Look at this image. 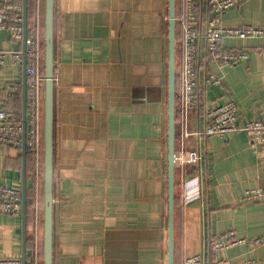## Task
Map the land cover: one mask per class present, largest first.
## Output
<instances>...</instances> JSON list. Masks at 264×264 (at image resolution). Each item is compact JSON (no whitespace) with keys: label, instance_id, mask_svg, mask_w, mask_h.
<instances>
[{"label":"crops","instance_id":"1","mask_svg":"<svg viewBox=\"0 0 264 264\" xmlns=\"http://www.w3.org/2000/svg\"><path fill=\"white\" fill-rule=\"evenodd\" d=\"M206 20L208 0H197ZM25 0H0L19 4ZM27 15L45 25V0H26ZM183 9V0L182 6ZM169 0H55L54 262L53 264H167ZM225 27H264V0H246L222 18ZM178 44L181 47L180 25ZM0 31V51H24ZM227 49H250L251 59L220 67L202 51V106L215 109L233 100L238 124L264 112V50L257 40L225 39ZM181 50H179V57ZM24 59L8 55L0 71V102L28 119ZM210 73L220 88H204ZM7 86H16L10 91ZM180 87L177 86L176 155L183 150ZM189 133L198 117L187 116ZM184 125V126H183ZM44 126L38 153L0 147V186L32 195L44 184ZM203 161L176 166L175 251L178 264L205 253L208 264H264V246H236L214 253L211 239L227 232L264 237V203L242 204L247 190L264 187L258 161L243 132L186 140ZM38 195V200H40ZM191 198L186 202L184 199ZM36 201V200H35ZM44 220V215L42 216ZM26 216L27 264H43L44 228ZM22 216L0 214V258L22 259Z\"/></svg>","mask_w":264,"mask_h":264},{"label":"built area","instance_id":"2","mask_svg":"<svg viewBox=\"0 0 264 264\" xmlns=\"http://www.w3.org/2000/svg\"><path fill=\"white\" fill-rule=\"evenodd\" d=\"M246 0H208V18L202 19L201 8L197 0H183L182 14L177 17L178 26L182 30L181 56L177 64L178 86L180 87L179 105L181 123L185 122L183 134V150L176 155V166L181 170L189 166H197L203 161L199 149L187 150L186 140L194 136L197 140L212 136L223 137L227 134L243 132L249 139L250 148L260 162H264V112L253 121L238 124L239 108L235 101L215 109L202 106L200 88V59L202 51L206 58L220 67H234L248 63L251 59L250 49H227L225 39L257 40L261 42L260 50H264V27H225L222 16L233 8H237ZM42 23L37 19L26 30V50L8 54L0 51V71L5 65L8 55L21 60L27 57L26 87L28 93V119L22 121L20 115L0 108V147H21L26 133V145L29 151L38 153L42 145V123L44 114L45 75V43L42 41ZM0 31L10 34L12 40L20 45L25 40L24 9L19 4L0 3ZM222 78L210 73L204 80V88H220ZM10 91H18L16 86H7ZM0 102V106H2ZM193 113L198 117L199 129L189 133L187 116ZM184 126V125H183ZM176 184L182 195H186L185 184ZM242 204L264 203V187L247 190L241 196ZM186 202L191 198L184 199ZM23 192L19 189L0 186V214L22 216ZM236 246H246L250 250L264 246V237L248 239L239 238L236 232H227L209 242L214 253L223 252ZM0 264H23L22 259H2ZM183 264H208L205 253L187 256ZM210 264H231L229 260H215ZM246 264H255L249 261Z\"/></svg>","mask_w":264,"mask_h":264},{"label":"water","instance_id":"3","mask_svg":"<svg viewBox=\"0 0 264 264\" xmlns=\"http://www.w3.org/2000/svg\"><path fill=\"white\" fill-rule=\"evenodd\" d=\"M55 0H45V86H44V239L43 264L54 262V205H55V168H54V129H55ZM169 102H168V254L167 264H176L175 251V210H176V122H177V0H169ZM24 27L26 50V30L28 27L27 3L24 2ZM26 85L27 57L24 54ZM27 89V87H26ZM26 121V120H25ZM26 144V133L24 132ZM24 254L26 259V216L27 193L23 188Z\"/></svg>","mask_w":264,"mask_h":264},{"label":"trees","instance_id":"4","mask_svg":"<svg viewBox=\"0 0 264 264\" xmlns=\"http://www.w3.org/2000/svg\"><path fill=\"white\" fill-rule=\"evenodd\" d=\"M181 6H182V0H177V17H179L182 14ZM168 15H169V13H168ZM34 22H35V19H34L33 15H31V13H28V24L32 25ZM168 24H169V18H168ZM54 32H55V25H54ZM168 34H169V25H168ZM41 37H42V41L45 42V28L42 29ZM179 40H180L179 27H177V41L179 42ZM179 58L180 57L178 56L177 57V64H179V62H178ZM43 73L45 75V70H43ZM43 126H44V114H43ZM43 134H44V131H43ZM38 192H39V194H37V196H35L34 202H35V204L36 203L43 204V202H44V184L39 186ZM38 195L41 196L40 200H38ZM176 202H177V193H176ZM32 205H33L32 195H30V196L28 195V198H27L28 221L31 220V221H34L35 223H39V226H40L39 229H41V228L43 229L44 228V220H42L43 215H40V213L32 212L31 211ZM41 250H42V255H43V245H42ZM176 264H178L177 258H176Z\"/></svg>","mask_w":264,"mask_h":264},{"label":"rangeland","instance_id":"5","mask_svg":"<svg viewBox=\"0 0 264 264\" xmlns=\"http://www.w3.org/2000/svg\"><path fill=\"white\" fill-rule=\"evenodd\" d=\"M179 50H181L180 45L177 43V57L179 56ZM179 61V60H178ZM43 220V219H42Z\"/></svg>","mask_w":264,"mask_h":264}]
</instances>
